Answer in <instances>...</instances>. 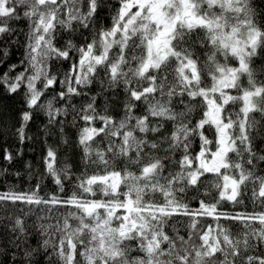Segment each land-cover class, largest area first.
<instances>
[{"label": "snow or ice", "instance_id": "1", "mask_svg": "<svg viewBox=\"0 0 264 264\" xmlns=\"http://www.w3.org/2000/svg\"><path fill=\"white\" fill-rule=\"evenodd\" d=\"M0 136V264H264V0H0Z\"/></svg>", "mask_w": 264, "mask_h": 264}, {"label": "trees", "instance_id": "2", "mask_svg": "<svg viewBox=\"0 0 264 264\" xmlns=\"http://www.w3.org/2000/svg\"><path fill=\"white\" fill-rule=\"evenodd\" d=\"M40 121L34 120L31 122L26 131L29 135L36 137L39 135L41 138L43 133H38ZM5 144V137L0 136V145ZM43 151V144L41 143L40 139H35L32 142H25L23 146V152L21 157L17 158L11 163V167H14L17 171L22 173L21 177L16 179L13 176L9 175L7 179L3 176H0V188L8 186V182L10 181L11 184H14L18 189L23 190L25 185L33 184L37 177H39L40 182L42 185L50 184V181H46L45 177L41 175L42 164H41V155ZM67 153L61 152L60 154V162L64 163L67 162L66 160ZM78 159V157H76ZM31 164V169L25 167L26 164ZM39 169V171H37ZM31 172V178L29 173ZM44 192H47L49 189L47 186L43 187L42 189ZM251 207V205H249Z\"/></svg>", "mask_w": 264, "mask_h": 264}]
</instances>
